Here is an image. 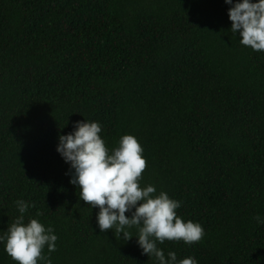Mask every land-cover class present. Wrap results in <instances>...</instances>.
<instances>
[{
    "label": "trees",
    "instance_id": "1",
    "mask_svg": "<svg viewBox=\"0 0 264 264\" xmlns=\"http://www.w3.org/2000/svg\"><path fill=\"white\" fill-rule=\"evenodd\" d=\"M236 0H234V3ZM255 2V0H254ZM225 0H0V232L54 227L52 264H158L138 230L101 232L58 138L98 122L111 150L137 138L141 187L182 202L204 239L167 258L264 264V52L231 32ZM43 213L37 216L36 213ZM126 215H129L126 213ZM0 264H16L0 245Z\"/></svg>",
    "mask_w": 264,
    "mask_h": 264
},
{
    "label": "clouds",
    "instance_id": "2",
    "mask_svg": "<svg viewBox=\"0 0 264 264\" xmlns=\"http://www.w3.org/2000/svg\"><path fill=\"white\" fill-rule=\"evenodd\" d=\"M230 5L228 16L231 32L238 34L240 44L255 52H264V0H225ZM98 122L78 121L74 131L58 138L57 152L70 165V183L79 188V198L91 208H98L96 222L101 232L112 230L131 240L129 229L137 228V243L143 254L154 257L158 264H198L195 257L177 259L175 252L164 251L157 242L183 241L186 245L201 242L206 233L198 222H185L177 215L182 202L153 185L141 187L139 181L146 170V158L137 138L124 135L119 146L109 150L101 137ZM19 216L6 232H0V245L16 264H52L58 236L54 227L38 219L25 223V214L35 204L17 200ZM128 213L129 215H126ZM37 216L43 213L37 212ZM264 225V217H254Z\"/></svg>",
    "mask_w": 264,
    "mask_h": 264
}]
</instances>
